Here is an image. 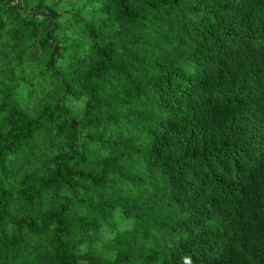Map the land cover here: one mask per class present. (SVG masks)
Here are the masks:
<instances>
[{
    "label": "trees",
    "instance_id": "1",
    "mask_svg": "<svg viewBox=\"0 0 264 264\" xmlns=\"http://www.w3.org/2000/svg\"><path fill=\"white\" fill-rule=\"evenodd\" d=\"M0 264H264V0H0Z\"/></svg>",
    "mask_w": 264,
    "mask_h": 264
},
{
    "label": "rangeland",
    "instance_id": "2",
    "mask_svg": "<svg viewBox=\"0 0 264 264\" xmlns=\"http://www.w3.org/2000/svg\"><path fill=\"white\" fill-rule=\"evenodd\" d=\"M100 251H103V249H102V248H100Z\"/></svg>",
    "mask_w": 264,
    "mask_h": 264
},
{
    "label": "clouds",
    "instance_id": "3",
    "mask_svg": "<svg viewBox=\"0 0 264 264\" xmlns=\"http://www.w3.org/2000/svg\"><path fill=\"white\" fill-rule=\"evenodd\" d=\"M190 259V258H189Z\"/></svg>",
    "mask_w": 264,
    "mask_h": 264
}]
</instances>
